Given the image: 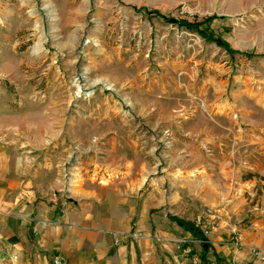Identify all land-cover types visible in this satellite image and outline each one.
I'll return each instance as SVG.
<instances>
[{
	"label": "rangeland",
	"instance_id": "obj_1",
	"mask_svg": "<svg viewBox=\"0 0 264 264\" xmlns=\"http://www.w3.org/2000/svg\"><path fill=\"white\" fill-rule=\"evenodd\" d=\"M212 15L226 19L202 28L253 56L167 20ZM0 150L49 171L57 193L149 202L165 224L152 238L165 264H254L245 246L264 226V0H0ZM169 216L214 221L209 259Z\"/></svg>",
	"mask_w": 264,
	"mask_h": 264
},
{
	"label": "crops",
	"instance_id": "obj_2",
	"mask_svg": "<svg viewBox=\"0 0 264 264\" xmlns=\"http://www.w3.org/2000/svg\"><path fill=\"white\" fill-rule=\"evenodd\" d=\"M5 153L0 150V264H54L56 258L61 264H165L152 240L165 224L157 225L149 202L138 208L135 198L115 189L84 199L57 193L49 171H33ZM259 232L264 226L251 231L248 245L264 247L254 236ZM231 257L251 258L236 250Z\"/></svg>",
	"mask_w": 264,
	"mask_h": 264
},
{
	"label": "trees",
	"instance_id": "obj_3",
	"mask_svg": "<svg viewBox=\"0 0 264 264\" xmlns=\"http://www.w3.org/2000/svg\"><path fill=\"white\" fill-rule=\"evenodd\" d=\"M138 12H144L147 15L151 16H158V17H164L165 15L159 13L157 10H150L147 8H137L134 7ZM225 20L226 17L218 16V15H212L209 17H206L202 22H190L187 19H181V20H174V19H167L168 21L171 22H176L180 27L190 29V30H195L197 31L203 38H205L208 41L216 43L219 47H222L225 49L229 54H241L246 57H251L253 56V53L251 52H240L234 50L230 43H228L222 36L220 35H215L214 32L208 31L202 28V26L206 23H211L215 20ZM172 221L177 223V225L184 229L185 231L191 233L193 237L197 240L200 241L202 249L204 251L203 257L205 258L212 248V243L209 240L207 236L203 234L201 229L197 227L193 222L184 220L182 218H179L177 216H170L169 217Z\"/></svg>",
	"mask_w": 264,
	"mask_h": 264
},
{
	"label": "built area",
	"instance_id": "obj_4",
	"mask_svg": "<svg viewBox=\"0 0 264 264\" xmlns=\"http://www.w3.org/2000/svg\"><path fill=\"white\" fill-rule=\"evenodd\" d=\"M214 221L206 218V217H202V216H198L196 218L195 221V225L198 226L201 231L203 232V234L205 236H207L211 230H214L216 228V226L213 225ZM234 239L236 240V246L238 247H244L243 242L241 241V235L239 233V231L235 230V236ZM120 242L119 239L115 240V243L118 244ZM250 250V254L252 256V260L255 264H264V248H260V247H253V246H245ZM198 262L196 261V264ZM54 264H61V261L59 258H56L54 260Z\"/></svg>",
	"mask_w": 264,
	"mask_h": 264
}]
</instances>
